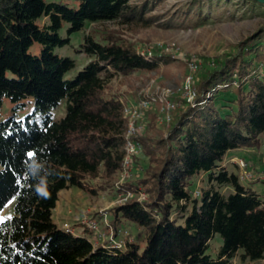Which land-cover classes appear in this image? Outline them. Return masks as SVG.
Instances as JSON below:
<instances>
[{"label":"trees","instance_id":"16d2710c","mask_svg":"<svg viewBox=\"0 0 264 264\" xmlns=\"http://www.w3.org/2000/svg\"><path fill=\"white\" fill-rule=\"evenodd\" d=\"M165 1L78 0L73 9L46 0H0V214L14 200L11 215L0 222V264H234L236 257L240 264H264V197L224 163L230 151L264 148V29L214 60L216 68L195 84L193 105L181 101L165 135L137 139L147 163L144 178L122 190L142 189L148 201L114 206L110 221L115 231L121 223L140 229L136 241L124 250L93 249L89 239L66 233L53 219L62 190L95 195L112 187L121 170L126 120L116 97L104 92L110 80L171 62L169 56L145 59L107 32L84 40L82 52L91 61L66 79L75 61L55 49L68 47L87 23L185 30L207 20L199 1L154 14ZM34 43L41 45L40 56L29 53ZM226 93L233 98L218 108L216 100ZM5 100L14 105L6 119ZM24 100L34 103V113L17 120ZM63 100L65 114L55 120ZM149 118L152 128L155 113ZM196 179H204L198 197L191 190ZM215 235L222 245L212 257L207 249Z\"/></svg>","mask_w":264,"mask_h":264},{"label":"rangeland","instance_id":"374dc122","mask_svg":"<svg viewBox=\"0 0 264 264\" xmlns=\"http://www.w3.org/2000/svg\"><path fill=\"white\" fill-rule=\"evenodd\" d=\"M52 2H60L70 8L77 9L78 0H46ZM136 1V0H134ZM192 1H199L202 4V12L207 17L205 23L190 29H164L152 24L149 27H137L136 25L124 24L120 20L111 22H95L87 23L82 31L70 36V45L64 48H56L55 54L72 59L75 61V68L65 75L66 79H72L83 69V67L91 61L83 52L81 45L89 36H93L99 40V36L107 32H114L119 38L134 45L135 51L143 52L150 50L156 56H169L171 62L161 65L158 70L144 73L136 72L127 77H115L111 79L105 89V94L109 96L122 97L126 102L134 103L143 97H154L158 89H170L172 96L171 102L179 103L182 99V86L185 78L191 73L189 71V63L196 62L197 69L192 72L194 78L193 87L201 78L212 69L216 68L215 59H224L235 52L238 43L250 37L260 29H264V6L259 3H250L248 0H166L158 6L154 14H164L165 12H173L177 8L188 4ZM251 1V0H250ZM44 21V20H42ZM68 26L60 31V36L66 38V30ZM41 45L34 43L29 49V53L34 56H40ZM231 92V91H230ZM232 93V92H231ZM224 98H233V95L226 93L219 96L216 100V106H223ZM24 106L19 109V113L15 115L17 120H23L26 116L34 113V103L32 101H23ZM182 106V102H181ZM14 105L5 100L1 107V117L6 119L12 115ZM66 100H63L57 110L53 111V118L60 119L65 114ZM156 104L151 107L145 114V131L153 138H159L166 134L167 127L159 125L154 120L153 127H149V116L151 112L157 116ZM226 112V111H222ZM173 114V113H172ZM34 119L38 121L40 114L35 112ZM142 154L134 158L133 166L127 172V177L123 183H136L144 178V168L147 163L143 164ZM239 159L247 162V169L252 174L261 175L264 172V148L260 151L244 154ZM138 160V161H137ZM234 165V164H233ZM238 170V169H237ZM238 173V171H237ZM239 174V173H238ZM102 181V177L91 182L92 188L98 187ZM121 179L115 174L112 178L110 186L97 191L95 195H90L84 191L70 187L59 193L57 209L53 211V216L63 219L59 211H66L71 208L74 213L69 218V224L81 232L87 239H92L91 234L83 226L80 225V219L83 216L99 217L100 213L106 212L111 221V209L116 206L117 193L114 192L113 186L120 182ZM246 184L245 182H242ZM253 184L248 186L253 190V186L257 189V194L264 197V182L255 180ZM192 191L198 190L204 185V179H196L193 183ZM113 189V190H112ZM227 194L229 190H222ZM148 201V200H147ZM146 201V202H147ZM14 200H11L3 212L0 214V222L9 218L12 213ZM68 219V218H67ZM101 231L105 230L102 220L97 218ZM125 229L131 232V238L136 241L138 230L131 224H125ZM142 234V233H141ZM127 242V241H126ZM222 245V239L219 235H215L209 244L207 254L215 257L218 249ZM240 254V252L238 253ZM234 264H240L238 257L233 260Z\"/></svg>","mask_w":264,"mask_h":264},{"label":"built area","instance_id":"2783aa9c","mask_svg":"<svg viewBox=\"0 0 264 264\" xmlns=\"http://www.w3.org/2000/svg\"><path fill=\"white\" fill-rule=\"evenodd\" d=\"M140 56L145 59L152 58L154 55L150 50H145L143 52H137ZM189 71L195 72L197 69L196 62H190ZM189 74L182 86V99L193 105L196 98V90L193 87L194 78L192 74ZM120 78L122 76H114ZM172 92L170 89H158L156 91V96L154 97H143L137 102L129 103L126 102L122 97L115 96L117 101L122 107L123 117L126 120V128L123 134L124 137V152L125 156L122 160L121 170L117 173V176L121 179L120 182L115 183L113 186L114 192L117 193L116 206H123L130 201H136L138 203H143L147 201V196L142 189H138L136 192L130 190H122V187L126 184L123 180L127 177L128 170L133 166L134 158L139 157L142 154V149L137 139L143 135L145 131V114L153 107L158 105L156 122L159 125L169 126L172 119V113L181 107V102L174 103L171 102L170 97ZM225 164H234L238 169V178L241 182L251 183L255 180H260L264 182V172L261 175L252 174L251 171L247 169V162L243 159L234 158L229 161L226 160ZM194 197H198V192L193 193ZM97 218L102 220L105 227L104 231L100 230L99 222ZM80 225L93 234L90 240L93 249L97 248H112L116 250H124L126 246V241L129 243L133 242V238L127 230L118 229L115 231L110 220L109 215L106 212L100 213L99 217H89L83 216L80 219ZM66 233L76 236L81 232H77L73 226L69 223L64 222L60 226Z\"/></svg>","mask_w":264,"mask_h":264},{"label":"crops","instance_id":"0c3cea01","mask_svg":"<svg viewBox=\"0 0 264 264\" xmlns=\"http://www.w3.org/2000/svg\"><path fill=\"white\" fill-rule=\"evenodd\" d=\"M261 149H262V148H261ZM261 149H259V150H254V149H241V150L230 151V152H228L226 159L229 161L230 159L239 158L240 156H244V154L252 153V152H254V151H260ZM262 161L264 162V159H263ZM227 165H228V171H229V172L237 173L238 170H237L236 165H233V164H231V163H229V164L227 163ZM262 172H263V171H261V173H262ZM248 184L252 185L253 183H252V182H251V183H246V184L243 183L244 186L249 187ZM249 188H250V187H249ZM253 191H255V192L257 193V189H256L254 186H253ZM57 204H58V202H57ZM56 209H57V205H56L55 210H56ZM73 213H74V211H73L71 208L67 209V212L64 211V210H62V211H59V214H58V215H60L63 219L57 218V221H56V219L54 218V216H53V219H54L56 225L60 227L61 224L64 223V222L69 223V218H70V216L73 215ZM67 218H68V219H67ZM125 224H126V223H121L120 226H119V229L126 230V229H125V226H124ZM137 230H138V232H140V229L137 228ZM127 231H128V230H127ZM133 231H134V230H133ZM133 231H131V232L133 233ZM88 232H89V231H88ZM128 232H129V231H128ZM131 232H129V234H130ZM89 234H91L90 237L93 236V234H92L91 232H89ZM81 235H82V234H81ZM130 235H131V234H130ZM89 240H91V239H89Z\"/></svg>","mask_w":264,"mask_h":264},{"label":"clouds","instance_id":"9594fccd","mask_svg":"<svg viewBox=\"0 0 264 264\" xmlns=\"http://www.w3.org/2000/svg\"><path fill=\"white\" fill-rule=\"evenodd\" d=\"M38 194H41V195H47V192L45 189H39L38 188Z\"/></svg>","mask_w":264,"mask_h":264},{"label":"water","instance_id":"95a60500","mask_svg":"<svg viewBox=\"0 0 264 264\" xmlns=\"http://www.w3.org/2000/svg\"><path fill=\"white\" fill-rule=\"evenodd\" d=\"M251 1H254V2H257V3L261 4V5H264V0H251Z\"/></svg>","mask_w":264,"mask_h":264},{"label":"snow or ice","instance_id":"6c2138e0","mask_svg":"<svg viewBox=\"0 0 264 264\" xmlns=\"http://www.w3.org/2000/svg\"><path fill=\"white\" fill-rule=\"evenodd\" d=\"M33 155V153H28V156L31 157Z\"/></svg>","mask_w":264,"mask_h":264}]
</instances>
